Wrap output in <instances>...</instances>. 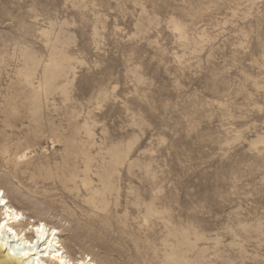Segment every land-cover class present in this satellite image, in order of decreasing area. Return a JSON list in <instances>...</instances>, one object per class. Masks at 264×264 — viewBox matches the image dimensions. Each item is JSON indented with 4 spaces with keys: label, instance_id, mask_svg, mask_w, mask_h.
I'll return each instance as SVG.
<instances>
[{
    "label": "rangeland",
    "instance_id": "rangeland-1",
    "mask_svg": "<svg viewBox=\"0 0 264 264\" xmlns=\"http://www.w3.org/2000/svg\"><path fill=\"white\" fill-rule=\"evenodd\" d=\"M0 193L71 264H264V0H0Z\"/></svg>",
    "mask_w": 264,
    "mask_h": 264
},
{
    "label": "bare ground",
    "instance_id": "bare-ground-1",
    "mask_svg": "<svg viewBox=\"0 0 264 264\" xmlns=\"http://www.w3.org/2000/svg\"><path fill=\"white\" fill-rule=\"evenodd\" d=\"M5 199L3 193L2 200ZM3 214L6 216L2 219L3 223H0V264H71V259L67 260L60 251V240L57 236L59 231L56 228L51 232V228L45 224L34 225L31 233L35 235L36 232V235L31 238L26 230L23 232L24 214L13 207L12 209L6 207ZM20 217L22 218L19 219ZM78 264L95 263L90 259L80 260Z\"/></svg>",
    "mask_w": 264,
    "mask_h": 264
}]
</instances>
